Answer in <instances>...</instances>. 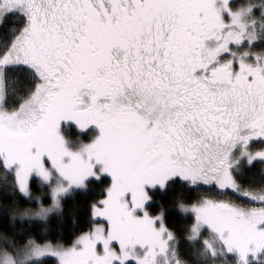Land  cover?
<instances>
[{"label":"snow or ice","instance_id":"6c2138e0","mask_svg":"<svg viewBox=\"0 0 264 264\" xmlns=\"http://www.w3.org/2000/svg\"><path fill=\"white\" fill-rule=\"evenodd\" d=\"M50 259L264 264V0H0V264Z\"/></svg>","mask_w":264,"mask_h":264},{"label":"trees","instance_id":"16d2710c","mask_svg":"<svg viewBox=\"0 0 264 264\" xmlns=\"http://www.w3.org/2000/svg\"><path fill=\"white\" fill-rule=\"evenodd\" d=\"M74 212L77 215L83 217L84 219H87L86 213L84 211L82 196H77L76 199L69 198L66 201L63 225L58 223L57 220L54 218L51 225L53 231H55L58 228H62V229L70 228L72 226V215ZM172 215L173 217H176L178 216V213L175 210H173ZM47 264H56V262L54 259H50L49 261H47Z\"/></svg>","mask_w":264,"mask_h":264}]
</instances>
